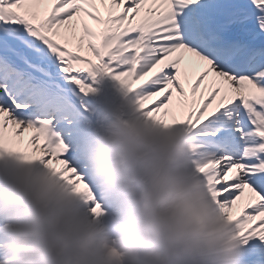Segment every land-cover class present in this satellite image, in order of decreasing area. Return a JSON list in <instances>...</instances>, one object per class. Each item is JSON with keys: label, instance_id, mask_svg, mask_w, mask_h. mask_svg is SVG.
I'll use <instances>...</instances> for the list:
<instances>
[{"label": "snow or ice", "instance_id": "1", "mask_svg": "<svg viewBox=\"0 0 264 264\" xmlns=\"http://www.w3.org/2000/svg\"><path fill=\"white\" fill-rule=\"evenodd\" d=\"M110 91L180 129L237 264H264V0H0V160L41 168L93 220L109 209L88 133Z\"/></svg>", "mask_w": 264, "mask_h": 264}, {"label": "clouds", "instance_id": "2", "mask_svg": "<svg viewBox=\"0 0 264 264\" xmlns=\"http://www.w3.org/2000/svg\"><path fill=\"white\" fill-rule=\"evenodd\" d=\"M87 159L99 220L37 166L0 160V264H237L240 242L189 170L180 129L145 122L116 92L96 102Z\"/></svg>", "mask_w": 264, "mask_h": 264}]
</instances>
